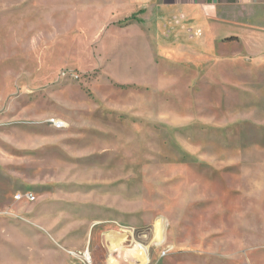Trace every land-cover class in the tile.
Listing matches in <instances>:
<instances>
[{
  "label": "rangeland",
  "instance_id": "rangeland-1",
  "mask_svg": "<svg viewBox=\"0 0 264 264\" xmlns=\"http://www.w3.org/2000/svg\"><path fill=\"white\" fill-rule=\"evenodd\" d=\"M127 2L0 0V244L264 264V38L164 56Z\"/></svg>",
  "mask_w": 264,
  "mask_h": 264
},
{
  "label": "crops",
  "instance_id": "crops-1",
  "mask_svg": "<svg viewBox=\"0 0 264 264\" xmlns=\"http://www.w3.org/2000/svg\"><path fill=\"white\" fill-rule=\"evenodd\" d=\"M127 1L119 10L123 14H138L147 30L144 39L149 48L155 47L164 56L179 52L191 54L194 47L207 46V38H239L248 44L249 50L257 38H264V0ZM259 102L264 105V96ZM22 231L26 236L9 234L5 239L9 241H1L0 264L81 263L77 256L69 255L55 242L47 239L44 242L42 233ZM8 246L16 249L11 259L6 250Z\"/></svg>",
  "mask_w": 264,
  "mask_h": 264
},
{
  "label": "built area",
  "instance_id": "built-area-1",
  "mask_svg": "<svg viewBox=\"0 0 264 264\" xmlns=\"http://www.w3.org/2000/svg\"><path fill=\"white\" fill-rule=\"evenodd\" d=\"M53 123V125L58 128V129H63L65 127V123L63 121L60 120H52L51 121ZM15 200L16 202H28V203H32L36 200V196L34 195V193L32 192H25V193H19L15 196ZM137 248H139V250H146L141 246H138ZM140 252V251H139ZM71 255H75L77 257H79V259L84 263V264H93V260L91 258V255L89 253V251H86L84 253H81L80 255L78 254H74V252H70ZM137 254V253H136ZM140 254V253H139ZM147 254V250L146 253ZM148 255V254H147Z\"/></svg>",
  "mask_w": 264,
  "mask_h": 264
}]
</instances>
